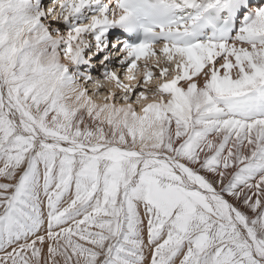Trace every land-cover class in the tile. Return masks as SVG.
Returning <instances> with one entry per match:
<instances>
[{"label":"snow or ice","instance_id":"obj_1","mask_svg":"<svg viewBox=\"0 0 264 264\" xmlns=\"http://www.w3.org/2000/svg\"><path fill=\"white\" fill-rule=\"evenodd\" d=\"M0 264H264V0H0Z\"/></svg>","mask_w":264,"mask_h":264},{"label":"bare ground","instance_id":"obj_2","mask_svg":"<svg viewBox=\"0 0 264 264\" xmlns=\"http://www.w3.org/2000/svg\"><path fill=\"white\" fill-rule=\"evenodd\" d=\"M93 73L98 75V69L93 70Z\"/></svg>","mask_w":264,"mask_h":264}]
</instances>
